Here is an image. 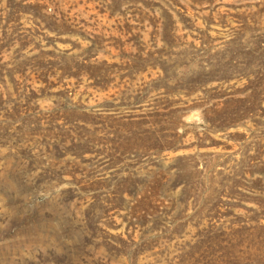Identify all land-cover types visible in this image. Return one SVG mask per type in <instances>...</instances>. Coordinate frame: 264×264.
Returning <instances> with one entry per match:
<instances>
[{
	"label": "rangeland",
	"instance_id": "374dc122",
	"mask_svg": "<svg viewBox=\"0 0 264 264\" xmlns=\"http://www.w3.org/2000/svg\"><path fill=\"white\" fill-rule=\"evenodd\" d=\"M0 264H264V0H0Z\"/></svg>",
	"mask_w": 264,
	"mask_h": 264
}]
</instances>
